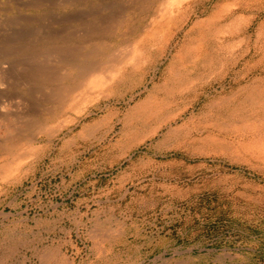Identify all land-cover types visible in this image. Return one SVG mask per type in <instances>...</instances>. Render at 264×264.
Here are the masks:
<instances>
[{"label": "rangeland", "instance_id": "rangeland-1", "mask_svg": "<svg viewBox=\"0 0 264 264\" xmlns=\"http://www.w3.org/2000/svg\"><path fill=\"white\" fill-rule=\"evenodd\" d=\"M62 1L0 0V34L79 10ZM136 1L104 55L123 69L82 110L86 87L0 104V264H264V0L172 21Z\"/></svg>", "mask_w": 264, "mask_h": 264}, {"label": "bare ground", "instance_id": "bare-ground-1", "mask_svg": "<svg viewBox=\"0 0 264 264\" xmlns=\"http://www.w3.org/2000/svg\"><path fill=\"white\" fill-rule=\"evenodd\" d=\"M129 1L130 0H63L62 5L67 3H73L79 6V10L76 13H71L64 17H61V15L63 14L62 13L60 15V18L54 17L52 15L50 16L48 15L49 17L48 18L46 17L48 24H42V23L41 25L39 24L41 26V29L39 30H28V31L6 30V32L4 31L2 35L0 34L1 35L0 36V86L10 89L9 91L7 92L5 91V93L1 94L0 96L1 106H6V102H9L11 99H13L15 102H19V100H25V97L23 96L24 92L32 93V90H36L40 88H44V89L47 88V91L44 92L40 90V95H37L39 96V98L46 101H53L54 103L57 102L58 104L64 105V103L67 102L68 96L70 95L73 89L77 87L78 88L86 87L88 88V90H86L83 93L80 101H78V103H76L77 101L75 102L77 104V112H78L82 110L93 98L97 97L100 93H104L106 90L105 88L111 86L114 83V81L118 77V74H120L123 69V67L119 65V61H116L117 59L112 60L109 59V55L108 56L107 55L104 56V55L107 53L108 48L110 47V44L107 42V40L111 39L114 31V27H116L117 22L119 23L118 20L120 19L122 13L125 10L126 5L124 4V2L126 3L128 2L130 4ZM183 1L184 0H166L165 7L167 8L166 14L168 16V20L172 21L173 19H176L179 13H181V11L178 8L176 9V11H174V9L180 6L183 3ZM47 2L50 5V8H53L58 4L57 2L55 3V0H47ZM133 2L134 1H132V3ZM32 5L36 7L39 6L38 2L33 3ZM164 21H166V19ZM52 22L57 23V26H49ZM116 30L118 31V29ZM214 37L216 38V36ZM142 38L143 37H141V39ZM111 42L112 41H110V43ZM113 51L115 52V50ZM110 58H112V56ZM63 70H65V72H62ZM105 70H107V72ZM91 88L95 89L94 94L93 93L90 94L88 92L89 89ZM236 92L238 93V91ZM32 95L33 94H31V96ZM262 97H263L262 106H264V94H262ZM224 99L226 98H223V100ZM29 103L30 100L28 101V104ZM262 108L264 110V107ZM30 109L31 108H29V110ZM238 132L239 131H237V133ZM41 261L42 264H48V263L64 264V260L59 258L57 249L48 250L44 252V254H42Z\"/></svg>", "mask_w": 264, "mask_h": 264}]
</instances>
